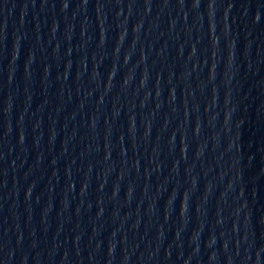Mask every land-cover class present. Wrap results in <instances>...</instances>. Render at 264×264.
Masks as SVG:
<instances>
[{"label": "water", "instance_id": "1", "mask_svg": "<svg viewBox=\"0 0 264 264\" xmlns=\"http://www.w3.org/2000/svg\"><path fill=\"white\" fill-rule=\"evenodd\" d=\"M0 264H264V0H0Z\"/></svg>", "mask_w": 264, "mask_h": 264}]
</instances>
